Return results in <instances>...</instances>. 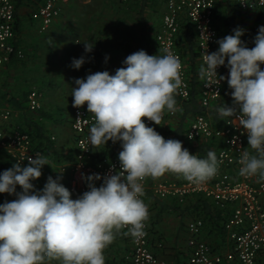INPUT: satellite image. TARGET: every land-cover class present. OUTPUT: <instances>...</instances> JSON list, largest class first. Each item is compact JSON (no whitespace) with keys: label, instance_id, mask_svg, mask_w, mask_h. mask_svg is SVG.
<instances>
[{"label":"clouds","instance_id":"clouds-1","mask_svg":"<svg viewBox=\"0 0 264 264\" xmlns=\"http://www.w3.org/2000/svg\"><path fill=\"white\" fill-rule=\"evenodd\" d=\"M245 31L238 26L216 41V51L205 49L199 78L207 85L227 80L232 106L218 107L217 115L221 120L233 118L252 150L241 153L239 175L264 180V25L252 48L241 39ZM83 44L85 53L93 51L95 43ZM164 52L149 55L141 49L128 55L114 73L105 70L74 80L72 106L86 105L95 118L91 145H121L119 172L103 177L82 173L88 190L75 199L61 183L62 172L56 179L49 176L42 189L35 188L33 181L50 166L41 153L27 157V166L17 161L0 173V194L16 197L0 204V264H105L104 250L121 229L135 238L145 234L149 212L141 197L146 178L170 172L202 184L216 176L221 161L214 151L206 158L191 154L181 141L165 139L143 119L161 125L165 111H178L175 96L183 83L182 65L168 49ZM85 62L84 56L73 58L71 67L79 70ZM222 66L228 69L227 77L218 75Z\"/></svg>","mask_w":264,"mask_h":264},{"label":"built area","instance_id":"built-area-1","mask_svg":"<svg viewBox=\"0 0 264 264\" xmlns=\"http://www.w3.org/2000/svg\"><path fill=\"white\" fill-rule=\"evenodd\" d=\"M71 0H45L32 12V21L40 23V31L46 32L57 19H59ZM123 4L135 0H120ZM242 11H255L264 8L260 0H236ZM217 0H163V14L159 29L156 32L155 42L162 55L168 49L177 56L182 65V86L177 92L179 98L178 111L163 113V121L175 118L182 109V105L191 98V82L188 64L178 48V38L181 22L188 20L196 33V52L203 64L204 51L211 53L218 49V30L215 25V9ZM16 8L13 0H0V70L14 60L25 58V51L17 44L15 31ZM209 36V39L207 37ZM208 39V40H207ZM218 75L224 76L226 67L217 69ZM225 81L220 84L207 85L203 81L201 88V105L210 108L217 102L222 94ZM28 106L32 111L42 109L44 95L35 89L28 95ZM148 124L153 122L148 121ZM93 114L88 113L87 106L82 108L72 107L71 127L76 137L78 155L75 164L70 170V188L73 199L87 191L81 174L104 175L119 172L120 162L118 157L102 158L95 161L93 152L97 146L89 141L90 128L94 125ZM243 129L238 127L234 119L229 117L224 125L217 128L209 116H193L187 129V140L199 142L213 139L217 144V157L221 161L216 176L202 184H195L185 180L166 179L147 184L143 182L144 190L150 191L160 200L173 199L179 204H185L191 198L198 196L212 202L219 210L231 211L226 217L224 228L231 242V250L224 255L215 254L211 246L203 238L205 221L201 218L189 222L187 230L190 234L189 246L191 255L189 264H258L264 257V180L258 176L243 177L239 175L241 167L239 159L244 150L252 152L248 147L247 134H242ZM118 148L120 143L111 141L101 147ZM31 135L12 122L10 109L0 110V153L7 155L13 164L22 161L21 166L28 163L27 157H36L32 150ZM102 180L97 181L101 184ZM144 201V196L141 197ZM131 236L133 242L132 255L126 260L116 264H165L152 250L149 224L145 222L144 235L133 237L127 228L121 229Z\"/></svg>","mask_w":264,"mask_h":264},{"label":"crops","instance_id":"crops-1","mask_svg":"<svg viewBox=\"0 0 264 264\" xmlns=\"http://www.w3.org/2000/svg\"><path fill=\"white\" fill-rule=\"evenodd\" d=\"M66 8L67 7H65L64 12L66 11ZM63 15L64 14H62V16ZM66 19L68 20L69 18L67 17ZM67 20L57 19L55 21L56 24L54 23L47 30V32L40 31L39 22L37 23L31 20L27 22L24 33L20 36V47L25 51V57L27 55L29 56V59H31V64L37 63V61L35 60H37V55H39V53L36 54V51H40L50 44L51 46L56 45V47H59L58 44H61V47H63L62 55L66 56V60L64 59V62L61 61V63H63L64 65L63 69L67 70L69 68L72 72H77V75L75 73V78L79 77V70H89L91 73L99 71L102 72L107 70L105 68V64H108V66H111V72H109L114 73L117 68L123 66L122 61L127 57L124 48L126 44V40H124L125 37L124 39H122L120 37L116 38L115 36H113L112 38H116L115 40H105L107 43L100 41L101 44L97 46V44L95 43L96 39L91 36V38H88L86 43L92 42L95 43V46L91 53H85V50L83 51V42L82 44H79V41L76 39V42L74 43L72 38H69L75 34L77 35L76 31L68 30V32L64 33L65 35L61 31L58 32L60 29L58 28L60 24L62 25L63 22ZM30 28H32L33 30L35 29V31L29 33L27 30ZM65 38L68 39L66 40ZM102 39L105 38L103 37ZM96 51L100 52L102 56L104 55L101 61L102 66L99 70H93L90 66L91 55ZM80 52L85 57L86 62L79 70H76L71 67V63L73 58H75L78 53L80 54ZM106 56L108 57L107 62H105ZM41 60V66H36L37 70H41L40 68H44L45 66H47L48 70H53L54 66L50 67L52 62L50 58L45 61L43 59ZM27 64H29V61L27 62ZM52 64L54 65L55 63L52 62ZM37 78L41 79L40 77ZM48 80H50L49 77H46L43 81L48 82ZM72 81V85L75 86L74 79ZM41 82L42 81H40V83ZM32 84L33 82L30 83L28 87L24 86L25 88L20 85V90H27L29 88L32 89ZM44 84L48 85V88L52 85L51 82H49V84ZM16 91L17 89L15 88V92ZM176 98L178 99V104L179 98L177 97V95L175 96V99ZM63 100V98H60L58 99L57 103H60ZM72 107L73 106L67 103H60L59 105L57 104L53 109L57 108L56 110L59 111L69 109L68 112L70 113L72 112ZM51 111L52 110H50L48 100L43 101L42 109L38 111L20 110V116L23 119L24 126L27 120H32L35 122L36 125L41 126L43 130L40 134L35 133V135L33 136L32 150L35 152H42V155L48 159L50 166L45 165L42 169V176L38 180L33 181V184L37 190L43 188L49 176H52L53 179H56L57 176L60 175V173L58 172H62L61 183L69 189L70 170L75 164L74 162L76 161V155H78L76 137L71 127V114L67 117L68 127L64 126L62 129L56 132L57 124H54L53 122L49 123ZM192 118L193 116L188 122V127ZM143 119L148 124L147 118ZM164 126L173 128L174 123L173 125H171L170 121H168L167 119L165 121ZM20 128L23 129L21 125ZM36 145H41V148H44V151L35 149L37 147ZM121 150V146H119L118 148L98 146L97 149H95L93 152V158L95 161H97L102 158L118 157V154ZM27 165L28 163L25 164V166ZM173 178H175L174 173L169 172L156 179L147 178V184L148 186H151L154 182H160L166 179L171 180ZM96 186L99 187L100 184H97ZM17 191H21L19 186H17ZM143 196L145 204L148 207L149 218L146 222L149 224L150 237L152 240V250L155 255L160 259V261L164 262L165 264H189L191 249L189 246L190 234L187 230V226L189 222L199 218V210L194 206L198 198H191L185 204H179L173 199L160 200L150 191L149 187L144 190ZM15 198V196H10L6 193L0 194V204L4 203L5 200L12 201ZM230 211V209H228L227 212L222 211L225 215L224 220H221L220 222L222 227L218 226L215 228L214 223L208 221L205 222L203 238L211 246L215 254L224 255L229 250H231L232 245L231 242L228 240V233L224 228V222ZM132 251L133 242L131 236L124 233V231L120 230L115 235L114 241L104 250L105 264H116L118 262L124 261L132 255ZM51 264H58V262L52 261ZM258 264H264V257H261L258 260Z\"/></svg>","mask_w":264,"mask_h":264},{"label":"trees","instance_id":"trees-1","mask_svg":"<svg viewBox=\"0 0 264 264\" xmlns=\"http://www.w3.org/2000/svg\"><path fill=\"white\" fill-rule=\"evenodd\" d=\"M44 1L45 0H13L16 8L15 31L18 45H20V36L24 33L27 22L30 20L32 21V12H34ZM121 5L123 6L122 2ZM124 5L127 8H139L141 21V27L136 32L124 34L126 40L124 48L127 56L141 49L145 50L149 55L157 54L162 56L159 47L155 42V36L159 29V17L162 18L163 14V0H135ZM153 6L160 7V12L158 8L153 9ZM24 7H27L29 12L26 15H21L20 9ZM149 8H152V10ZM148 9L150 11H148ZM64 13L65 12L63 11L62 14ZM215 25L218 30L219 39L233 34V29L238 26L245 29V35L242 36L241 39L245 42L247 47L252 48L255 46L254 38L258 33L259 26L264 25V8H259L255 11H242L239 9L236 0H217L215 9ZM196 41L197 38L193 25L188 20L182 21L178 38V48L188 64V72L191 82V98L187 103H184L182 109L176 115L173 128L165 127V121L163 120H161V125L145 123L148 126L154 127L155 130L165 139H176L181 141L183 147L187 148L191 154H196L200 158H206L208 151H214L217 154L216 141L209 139L195 143L189 142L186 137L188 122L192 116L205 115L209 116L214 126L217 128L222 127L225 120L228 118L221 120L218 117L216 110L218 107L224 105L231 107L232 97L230 94L231 89L225 79L221 98L208 109L201 105V88L203 81L199 78L201 62L196 52ZM103 56L97 51L91 55L90 66L93 70H99L101 68ZM28 59L29 56L26 55L24 60H14L12 63L0 70V102H5V104L12 111V121L19 126L21 125L25 131L30 133L33 139L35 133L40 134L43 131L42 127L36 125L32 120H27L24 126L23 119L20 116V110H30L27 100L28 95L33 88L20 90V87H18L16 92H10L9 88L11 72L19 67L20 64H25V61ZM261 68L264 70V65H261ZM224 76H228V69ZM51 84L53 86L51 85L49 88L57 87L55 82H51ZM23 88L25 87L23 86ZM39 91H42V89ZM176 100L178 102L177 98ZM0 104L2 105V103ZM0 109H2L1 106ZM35 149L44 151V148H41V145H38ZM12 166L13 162L11 159L7 155L0 153V173L4 170L10 169ZM174 176L175 178L173 179L175 180H185L181 175L174 174ZM197 198V202L194 206L199 210V218L203 219L205 222L208 221L214 223L215 228L218 226L222 227L220 222L225 218L223 213L224 211L222 212V210H219L212 202L204 197L198 196Z\"/></svg>","mask_w":264,"mask_h":264},{"label":"rangeland","instance_id":"rangeland-1","mask_svg":"<svg viewBox=\"0 0 264 264\" xmlns=\"http://www.w3.org/2000/svg\"><path fill=\"white\" fill-rule=\"evenodd\" d=\"M152 8H158L159 12L161 10V8L158 6H153ZM152 8L149 9L152 10ZM149 9L148 11H150ZM28 12L29 9L27 7L20 9L21 15H26ZM67 17L69 18L68 20L66 19ZM59 19H64L67 21H64L62 25L60 24L58 27L60 28L58 32L61 31L64 34L68 32V30L76 31L77 35L75 34L69 38H72L74 43L77 39L79 44H82V42L86 43L88 38H91L92 36L96 39L95 43L97 46L101 44L100 41H103L104 43L106 42L105 40L108 41V39L109 41H112L114 39L112 38L113 36L124 39L123 33L134 32L141 27L139 8H127L124 4L122 6L120 0H71L64 15ZM160 23L161 17H159V25ZM27 31L31 33L34 32L35 29L33 30L30 28ZM103 37L105 39H102ZM58 45L59 47H56V45L51 46L50 44L42 50H40L41 48L37 49L40 50L36 51V54L39 53V55H37V60H35L37 63L31 64V59L26 60L25 64L20 65L11 72V77L9 79L10 92H15V88L17 89L20 87V85L27 87L32 82L33 89H42L41 92L44 95V101L48 100L50 110H52L49 123L53 122L54 124H57L56 132H58V130L62 129L64 126L68 127L67 117L70 116L71 112H68L69 109L59 111L56 110L57 108H53H55V106L57 104L59 105L60 103H67L72 106L73 98L71 95L72 87H74L72 85V80L77 79L75 78V73L77 75V72H72L69 68L67 70L63 69L64 65L61 63V61L64 62V59L66 60V56L62 55L63 47H61V44ZM81 56H83V54L80 52V54L78 53L75 58L78 59ZM49 58L55 63L53 65L51 62L50 67L54 66L53 70H48L47 66L40 68L41 70H37L36 66H41V59L45 61ZM28 61L29 64H27ZM105 66L108 71L111 70V66H108V64H105ZM89 73H91L89 70H79L78 78H85ZM37 77H40L41 79H38ZM46 77H49L50 79L48 82L43 81ZM40 81L42 82L40 83ZM49 82H55L57 87L48 88V86L44 83ZM60 98H63L64 100L60 103H57L58 99ZM0 103H2V105L0 104L1 108L9 109L5 102L1 101ZM175 120L176 118L168 119L171 125H173Z\"/></svg>","mask_w":264,"mask_h":264}]
</instances>
